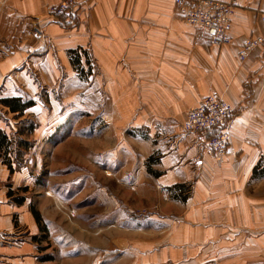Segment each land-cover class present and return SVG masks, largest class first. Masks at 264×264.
<instances>
[{"label": "crops", "instance_id": "crops-1", "mask_svg": "<svg viewBox=\"0 0 264 264\" xmlns=\"http://www.w3.org/2000/svg\"><path fill=\"white\" fill-rule=\"evenodd\" d=\"M54 1L10 3L25 23L35 18L61 60L67 61L66 49L82 47L99 62L100 71L108 68L114 113L125 119L126 128L174 136L157 144L162 156L155 183L162 196L161 190L178 196L169 198L176 211L147 215L158 223L148 233L169 231L168 241L163 247L127 241L131 253L141 263L263 262L264 46L243 60L237 51L242 40L263 31L264 0H224L233 2L234 13L230 41L220 46L201 39L199 31L180 18L174 0H85V14L70 28L48 16ZM5 62L6 57H0L1 71ZM212 92L237 111L228 152L219 159L205 154L194 133L180 127L186 113ZM7 175L12 176L10 169L0 159V264H38L36 220L24 202L5 199L10 196L3 183ZM135 245L142 248L136 251Z\"/></svg>", "mask_w": 264, "mask_h": 264}, {"label": "rangeland", "instance_id": "rangeland-1", "mask_svg": "<svg viewBox=\"0 0 264 264\" xmlns=\"http://www.w3.org/2000/svg\"><path fill=\"white\" fill-rule=\"evenodd\" d=\"M8 2L0 3V57H6L7 65L0 70V130L10 141V151L0 150V159H9L4 163L12 174L3 183L13 196L5 199L24 196L22 203L36 216L38 264H173L172 260L141 263L125 244L148 241L163 247L168 241L169 231L148 233L158 223L147 215L176 211L169 198L178 196L161 190L162 196L155 183L162 156L157 144L174 136L126 128L125 119L114 113L108 68L101 72L99 62L82 47L66 49L67 61L61 60L35 18L25 23ZM63 2H51L47 14L70 28L85 14V0L65 6ZM224 2L234 13L233 2ZM195 28L201 39L213 45ZM11 97L27 104L22 113L2 103ZM228 103L232 107L226 122L229 139L237 111ZM217 131L194 132L203 152L215 159L228 152V139L223 155L206 152L204 147Z\"/></svg>", "mask_w": 264, "mask_h": 264}, {"label": "built area", "instance_id": "built-area-1", "mask_svg": "<svg viewBox=\"0 0 264 264\" xmlns=\"http://www.w3.org/2000/svg\"><path fill=\"white\" fill-rule=\"evenodd\" d=\"M62 1V0H61ZM64 6L71 1L63 0ZM179 13L188 24L201 29L210 39L212 44L222 45L230 41L229 23L233 14L231 4L223 0H196L194 3L175 0ZM65 7L59 9L62 10ZM260 22L264 26V12L260 15ZM264 46V32L242 40L238 49V58L244 59L252 49ZM232 112V107L222 99L218 93H210L203 97L202 104L186 114L182 128L186 132L198 130H213L204 147L206 152L217 156L223 155L228 139L227 119ZM264 262V261H263ZM264 264V263H263Z\"/></svg>", "mask_w": 264, "mask_h": 264}, {"label": "trees", "instance_id": "trees-1", "mask_svg": "<svg viewBox=\"0 0 264 264\" xmlns=\"http://www.w3.org/2000/svg\"><path fill=\"white\" fill-rule=\"evenodd\" d=\"M2 103L4 105L8 106L11 111L19 112V113H22L23 108L27 105L25 102H21L18 97H13V98L11 97V98H7V99H3ZM9 144H10V141L7 140L6 134L0 130V150H4V152L9 153V151H10V148H9L10 145ZM23 144H25V142L21 141V145H23ZM7 145H9V146H7ZM3 162L10 163L9 159L4 160ZM11 193L12 192L9 190L8 195H11ZM13 199L16 202L22 203L24 201L25 197L24 196H17V197H14ZM31 209H32V207H30V210ZM34 217H36V216L34 215Z\"/></svg>", "mask_w": 264, "mask_h": 264}, {"label": "bare ground", "instance_id": "bare-ground-1", "mask_svg": "<svg viewBox=\"0 0 264 264\" xmlns=\"http://www.w3.org/2000/svg\"><path fill=\"white\" fill-rule=\"evenodd\" d=\"M174 2H175V0H174ZM183 20V19H182ZM185 23H187L185 20H183ZM231 24H232V18H230V23H229V33H230V29H231ZM213 45H217V44H213ZM253 50V49H252ZM237 55H238V52H237ZM212 93H217V92H212ZM210 94V93H209ZM219 94V93H218ZM219 96L222 98V99H224L223 98V96L221 95V94H219ZM225 100V99H224ZM226 101V100H225ZM227 102V101H226ZM202 104V100H201V102L195 107V108H197V107H199L200 105ZM195 108H193V109H195ZM193 109H191V110H193ZM190 110V111H191ZM189 112V111H188ZM185 118H186V116H185ZM184 121H185V119H184ZM183 121V122H184Z\"/></svg>", "mask_w": 264, "mask_h": 264}]
</instances>
